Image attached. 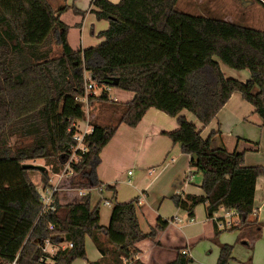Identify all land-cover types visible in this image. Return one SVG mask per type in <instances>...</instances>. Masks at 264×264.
<instances>
[{
  "label": "trees",
  "instance_id": "16d2710c",
  "mask_svg": "<svg viewBox=\"0 0 264 264\" xmlns=\"http://www.w3.org/2000/svg\"><path fill=\"white\" fill-rule=\"evenodd\" d=\"M177 1L92 0L90 12L108 26L97 33L98 45L73 49L68 26L60 19L66 6L54 11L47 0H0V264L17 254L19 264H43L38 262V245L45 238L53 244L71 242L72 247L51 259L53 264H72L86 259L85 237L101 254L90 264H101L104 258L123 264L137 252L135 244L153 240L167 227L169 221L158 218L143 232L137 199L117 201L116 184L103 183L97 176L100 152L119 125L135 127L149 108L175 117L177 128L162 134L179 144L181 152L190 155V166L202 174L203 195L174 194V206L187 211L189 218L197 204L206 206L210 218L222 207L236 212L237 227L248 222L255 181L264 175V167L245 165L243 151L212 147L180 112L188 111L204 127L231 94L239 92L264 121V32L181 12ZM219 62L247 70L249 79L225 77ZM85 73L98 86L133 93L115 123H90L85 150H77L78 161L70 163L72 187H100L111 194L107 226L99 223L101 200L92 206L90 193L78 202L61 203L54 192L51 207L43 210L31 178L38 172L42 187H49L50 174L59 173L68 162L76 143L74 124L85 118L76 99L84 94ZM116 102L102 90L98 97H89V111ZM14 138L21 142L12 144ZM37 159L49 168L23 166ZM218 233L214 225V236ZM232 248L221 244L216 264H227ZM188 262L185 255L167 264Z\"/></svg>",
  "mask_w": 264,
  "mask_h": 264
},
{
  "label": "crops",
  "instance_id": "0c3cea01",
  "mask_svg": "<svg viewBox=\"0 0 264 264\" xmlns=\"http://www.w3.org/2000/svg\"><path fill=\"white\" fill-rule=\"evenodd\" d=\"M47 1L53 10L66 6L67 9L72 7V12L76 9L84 13L81 16H76L74 13L76 20L70 23L67 40L73 49H84L100 43L101 38L97 36V33L105 30L108 22L96 19L90 12L92 0H67L66 3L65 0ZM110 1L116 3L119 0ZM68 12L65 10L60 15L63 23H66L63 19ZM75 24L79 26L75 27ZM71 32H74L75 42L70 40ZM219 65L225 77L226 73L229 76L233 75L231 71H225L223 67L225 64L219 62ZM242 72H244L243 76H240L238 80L249 79V72L247 70ZM124 94L128 101L133 97V93ZM185 111L182 110L180 113L188 121L193 122L188 116L189 112ZM193 123L198 128H202L201 136L209 139L212 147L224 146L229 152L243 151L244 164L247 166L264 165V121L239 92L231 94L226 104L206 126L202 127L198 121ZM176 128L175 117L158 109L149 108L135 127L120 124L100 152L101 162L97 167L98 179L106 184H116L117 199L125 202L133 198L141 199L140 196H142L143 200L141 199L137 209L141 230L148 232L155 226L158 218L169 221L167 227L158 231L153 240H143L135 244L137 252L129 260L124 261V264H167L178 256L185 255L189 259L188 264H215L220 246L218 248L217 244L212 242L214 225L219 230L221 243H233L234 259L228 264H246V261H249L248 264H253V255H256L253 243L260 233L264 232V175L258 176L255 181L254 210L245 224L237 227L238 216L232 210L222 207L210 218L207 216L206 206L203 203L195 206L194 217L189 218L187 211L176 208L172 202L165 199L175 192H179L180 195H203L199 182L193 183L197 170L189 164L190 155L182 153L179 144H173L168 136L162 134L164 131L170 132ZM255 139H258V143H254ZM260 150L263 152L256 162L255 156ZM168 156L170 157L167 158ZM154 166H160V168L155 169ZM134 167L138 169L133 181ZM145 169L149 170L146 172ZM129 171L130 174H128ZM55 182L51 177V184ZM124 187L128 189L127 193H122ZM92 191H96L97 195L94 202L97 201L93 202V205L103 200L104 205L111 207V202L108 200L111 196L109 192L92 189L85 190L84 193H90L91 196ZM81 197L78 188L71 186L70 180L65 187H62L59 182L57 192L59 202L75 203ZM106 201L108 204L105 203ZM229 221H231L230 225ZM230 227H235L233 232H229L232 231ZM64 245V242L60 243L52 253L57 250V247ZM94 248L95 259L91 262L99 261L101 258L95 245ZM183 251L186 253L184 254ZM197 255L206 256L196 261ZM76 261L77 259L72 264H76ZM101 264L111 263L104 258Z\"/></svg>",
  "mask_w": 264,
  "mask_h": 264
},
{
  "label": "rangeland",
  "instance_id": "374dc122",
  "mask_svg": "<svg viewBox=\"0 0 264 264\" xmlns=\"http://www.w3.org/2000/svg\"><path fill=\"white\" fill-rule=\"evenodd\" d=\"M66 1L67 0H65V3H66ZM176 9L181 11V12L191 14V15H199V16H204V17H209V18H219V19H224L226 21H232V22H235L237 24L243 25L245 27L252 28L255 30H260V31L264 32V4L260 0H178L177 4H176ZM67 10L69 12L66 16H64L63 21L67 23V24L66 23L65 24L68 26V30H69V28H71L70 23L73 20H76V17H74V13L76 16L77 15L81 16L84 13H81V12L76 13V11H77L76 9H73V12H72V7H69V9H67ZM74 10H75V12H74ZM54 11H56V10H54ZM74 26L78 27L79 25L75 24ZM70 40H71V42L76 41V37L74 35V32L70 33ZM223 67H224L225 71L229 70L233 73V75H232L233 77L229 76L228 73H226V77L239 79L240 76H243L244 72H242V70H236V69L230 68V67L225 66V65ZM124 93L129 94L132 92L122 91V90H119L117 88H111L110 94L117 97L118 102L112 103V104L103 103L102 108H101V106H99L100 108H96L95 109L96 111L95 110L89 111L91 108L89 105L88 113H87L86 107L83 106L85 118L81 119V120H77V126L82 128L85 125L87 115H88L89 121H92V122H90L91 125L95 122L98 124H101V125H108V124L115 123L117 118L120 116L119 114L122 112L121 109L123 108L124 103L126 101H128V99H127V97H125ZM185 112L188 113V111H185ZM94 114H97L96 120L93 119V117L95 118ZM188 116L190 119L193 120V122L197 121L196 118L192 114L188 113ZM196 127L198 128V126H196ZM198 129H200V131H201L202 128H198ZM254 141H255L254 143H258V139H255ZM20 142L21 141L17 140L16 138H14L12 140V144H17ZM261 144H263V143H261ZM262 152L263 151L260 150V152L258 154H256V156H255V157H257L256 162H258V159L262 155ZM169 157L170 156H168L167 158H169ZM243 158L245 160V156ZM31 163L44 166V167H46V169L49 168V165H47L45 160H42V159H37L35 161H31ZM160 166H154V168L159 169ZM255 166L264 167V165H255ZM137 169H138L137 167H134L132 169V172L134 173L133 177H132L133 181L135 180V172L137 171ZM63 170H64L63 168L59 170V174L64 175V176H62V178L59 182H60V185L62 187H65L66 183L70 180L71 175L67 176V174L63 173ZM148 170L149 169H145L146 172ZM72 175H73V173H72ZM146 175H148V174H146ZM50 177H52L53 182H55L58 176L56 174H50ZM149 177L151 178V176H149ZM31 178H32V181L36 184L37 189L40 190L38 188V186H42V183L39 182L40 181L39 173L33 172ZM201 180H202V174L199 171H197L195 174V177L193 179V183L198 184V182H199V185H200ZM95 192L96 191H92V195L90 197V204L92 203L91 205H93L97 201L96 200L94 202V200L97 197ZM127 192H128V189L126 187H124L122 189V193H127ZM40 193H42L41 190H40ZM174 194H179V192H177V193L175 192L173 194L171 193L165 199H168L170 202H172V196ZM117 196L118 195L116 194V198H117ZM140 198L143 200L142 196H140ZM109 201H111V199ZM117 201H119V200L117 199ZM120 202H122V201H120ZM137 202H138V199H137ZM172 204H173V202H172ZM138 206H139V204H138ZM110 210H111V207L104 205L103 200H102L100 202V205H99V214H100L99 223H100V225H102V226L108 225ZM229 232H233V230L229 231ZM212 242L217 244L218 248L221 244H230L233 247L232 242L231 243L230 242L229 243H221L219 241V233L216 237L215 236L212 237ZM92 243L93 242L90 238L85 237L86 259H79L78 258L77 261L75 262L76 264H90L91 260L95 259V257H94L95 256L94 255L95 248H94V245H92ZM263 247H264V232L260 233L259 237L253 243V249H256V255H253V261H252L253 264H264V248ZM219 252H220V248L218 250V254H217V257L215 260V264L217 263V260L219 257ZM232 252H233V248H232ZM232 252H231V259L228 261V263L234 259L232 256ZM202 256H206V255H197L196 261L199 260ZM129 259H124L123 264H124V261H127ZM83 260H90V261H83ZM248 262L249 261H246V264H248Z\"/></svg>",
  "mask_w": 264,
  "mask_h": 264
},
{
  "label": "built area",
  "instance_id": "2783aa9c",
  "mask_svg": "<svg viewBox=\"0 0 264 264\" xmlns=\"http://www.w3.org/2000/svg\"><path fill=\"white\" fill-rule=\"evenodd\" d=\"M261 2H263L264 4V0H260ZM102 90H106L108 92V99L110 101H117L118 98L111 95L110 94V90L111 88L109 87H101L98 86L96 83H94L91 78L90 75L88 73H85V83H84V94L77 97V101L82 103V105L84 107H86L87 109V113H88V109H89V97H98L101 93ZM92 127L90 125V121L88 119V115L86 118V122L85 125L80 128L77 126V121L74 124V133H73V140L76 142L75 145L72 147V152H71V156L68 160V162L65 164V166L63 167V173L67 174V176H72V170H71V162H76L78 161L79 157L76 154L77 150H80L81 152H83L85 150V145H84V136L86 134H88L91 131ZM131 172L129 171L128 174H130ZM58 176V180L55 183L51 184V179H50V186L43 188L42 186H38V188L42 191V193H40L41 196V201L43 203V210L48 209L51 207V203L53 202V193L54 192H58L59 191V180L62 178V176H64L63 174H56ZM92 189H96L98 191H101L100 187H95V188H90V189H83V188H78V192L80 195L84 196L85 193L84 191L87 190H92ZM40 190H38L40 192ZM141 199H138V204L140 203ZM106 204H108V202H105ZM234 212V211H233ZM234 214H236V212H234ZM237 215V214H236ZM229 225L231 224V221H229L228 223ZM49 229L53 228V225L50 224L48 226ZM64 241H61L57 244H53L50 240V238H45L43 239V241L38 245L39 249L41 251V256L39 258V263H43V264H53V260L51 259V255H55L57 251L59 250H63L66 248H70L72 247V243L71 242H64V246L62 247H57V250L55 252L52 253V251H54L55 247L58 246L60 243H63ZM183 253L185 254L186 252L183 251ZM5 264H19L18 262V254L13 258V260H11L8 263Z\"/></svg>",
  "mask_w": 264,
  "mask_h": 264
},
{
  "label": "water",
  "instance_id": "95a60500",
  "mask_svg": "<svg viewBox=\"0 0 264 264\" xmlns=\"http://www.w3.org/2000/svg\"><path fill=\"white\" fill-rule=\"evenodd\" d=\"M23 166H24L25 168L38 167V168H40V169H44L43 166H41V165H36V164H33V163H24Z\"/></svg>",
  "mask_w": 264,
  "mask_h": 264
}]
</instances>
